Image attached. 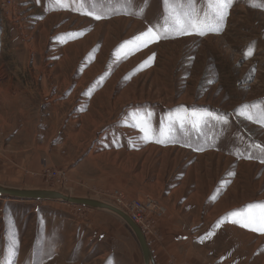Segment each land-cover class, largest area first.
<instances>
[{"label": "rangeland", "instance_id": "obj_1", "mask_svg": "<svg viewBox=\"0 0 264 264\" xmlns=\"http://www.w3.org/2000/svg\"><path fill=\"white\" fill-rule=\"evenodd\" d=\"M218 3L0 0V174L37 157L7 182L150 202L139 225L157 264H264V0H230L223 21ZM0 264L144 261L115 214L0 195Z\"/></svg>", "mask_w": 264, "mask_h": 264}, {"label": "water", "instance_id": "obj_2", "mask_svg": "<svg viewBox=\"0 0 264 264\" xmlns=\"http://www.w3.org/2000/svg\"><path fill=\"white\" fill-rule=\"evenodd\" d=\"M0 195L9 196L14 199H19L22 201L36 200V201H57L66 202L79 206H86L94 209L106 210L115 216L120 217L126 225L129 226L134 234L136 241L139 243L142 251L144 264H157L154 259L153 251L150 244L144 235L141 225L135 222L132 217L121 207L104 201L102 199L98 200L95 198H90L86 196H74L65 193L64 191H59L56 189H41V188H22L17 186L5 185L0 183Z\"/></svg>", "mask_w": 264, "mask_h": 264}, {"label": "snow or ice", "instance_id": "obj_3", "mask_svg": "<svg viewBox=\"0 0 264 264\" xmlns=\"http://www.w3.org/2000/svg\"><path fill=\"white\" fill-rule=\"evenodd\" d=\"M229 3H230V0H219V3L217 5L216 16L219 18L220 21H223L224 16H225V12L228 8ZM88 14H92V13H88ZM94 18L95 19H101L104 17L99 15V14H96L94 16ZM189 26L192 29L197 30L196 34H198L200 36H204V35L208 34V31H214V32L219 31V25H217L216 27H213L210 23L200 24V23H197L196 21H192ZM205 29H207V31ZM176 30L180 31L184 34H191V33H189L188 27H184L179 22L177 23V29ZM157 38H159V34L150 28L147 30L146 33L143 34V36H137L136 37V40L139 42L137 44V47H140L142 44H147L149 40H155ZM193 115L195 116L196 114L193 113ZM259 119L262 122H264V111H262L259 114ZM141 123H145V122L143 120H141ZM141 131L144 133L143 139H145V140L151 139V136H152L151 129L146 124L144 127L141 128ZM165 135H166L165 132L161 130L160 136L165 137ZM155 142L165 143V139H157ZM260 208L262 210H264V204L260 205ZM245 219L249 220V222H252L251 215L246 216ZM243 226L248 227V224L246 223ZM259 230L264 231V226H262Z\"/></svg>", "mask_w": 264, "mask_h": 264}, {"label": "crops", "instance_id": "obj_4", "mask_svg": "<svg viewBox=\"0 0 264 264\" xmlns=\"http://www.w3.org/2000/svg\"><path fill=\"white\" fill-rule=\"evenodd\" d=\"M16 135H18V134L14 132L13 135H11V136L13 137V136H16ZM14 146L15 145H13V144H8L7 150L8 149H14L15 148ZM26 146H28L29 148L33 147V146L29 145V144L26 145ZM2 150H4V149H2ZM0 151H1V149H0ZM28 151H29V149H26V150L20 152V150L17 149L15 151H10V152L7 151V154L6 155H11V157H14V159H15V156H13L14 154L24 156ZM3 153L0 152V155L1 156H5ZM11 157L8 156V160H10ZM20 163H22L20 165L21 166V171L20 170H14L15 172L14 171H12V172L9 171L7 173L9 175H6V176L4 174H0V183L7 184V185L10 184L11 186H16L15 182H13V181L7 182V179L13 177L14 174L17 175V177H16L17 180L21 179L22 178L21 175H22V170L23 169H24V173L29 172V170H31V169H32L31 171H34V172H38L39 171V168L37 167V164H38V158L37 157H35L33 159H28V158L22 157ZM27 176H29V175H27ZM1 179L3 181H1ZM4 179H6V180H4ZM28 180H29V178H28ZM37 184L38 183H36V185L35 186H32V187L39 188V186H37Z\"/></svg>", "mask_w": 264, "mask_h": 264}, {"label": "built area", "instance_id": "obj_5", "mask_svg": "<svg viewBox=\"0 0 264 264\" xmlns=\"http://www.w3.org/2000/svg\"><path fill=\"white\" fill-rule=\"evenodd\" d=\"M65 172L66 171L64 169L63 170L53 169V170H48V175L51 178L62 179L66 176ZM119 201H121V200H119ZM149 206H151L150 202L147 204L144 201H142L141 199L137 198L133 203L130 204V206L128 207L127 213L129 212L132 219L135 222L138 221V223L140 224L142 222L141 212L144 210L146 211L149 208ZM138 211H140V212H138ZM151 211H154V209L148 210V212H151ZM155 213H157V212L155 211ZM143 228H144V226H143ZM145 233H146V231H145Z\"/></svg>", "mask_w": 264, "mask_h": 264}, {"label": "bare ground", "instance_id": "obj_6", "mask_svg": "<svg viewBox=\"0 0 264 264\" xmlns=\"http://www.w3.org/2000/svg\"><path fill=\"white\" fill-rule=\"evenodd\" d=\"M128 214H129V212H128ZM130 215V214H129ZM131 216V215H130ZM137 223H138V221H137ZM139 224V223H138ZM142 227V226H141ZM142 230H143V232H144V229L142 228ZM144 235H145V237H146V234H145V232H144ZM146 239H147V237H146ZM147 242H148V240H147ZM150 244V243H149ZM150 247H151V245H150ZM152 249V248H151Z\"/></svg>", "mask_w": 264, "mask_h": 264}]
</instances>
